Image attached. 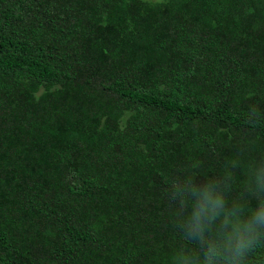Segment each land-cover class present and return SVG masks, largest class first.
<instances>
[{
  "label": "trees",
  "instance_id": "obj_1",
  "mask_svg": "<svg viewBox=\"0 0 264 264\" xmlns=\"http://www.w3.org/2000/svg\"><path fill=\"white\" fill-rule=\"evenodd\" d=\"M261 173L264 0H0V264L200 259Z\"/></svg>",
  "mask_w": 264,
  "mask_h": 264
},
{
  "label": "clouds",
  "instance_id": "obj_2",
  "mask_svg": "<svg viewBox=\"0 0 264 264\" xmlns=\"http://www.w3.org/2000/svg\"><path fill=\"white\" fill-rule=\"evenodd\" d=\"M256 115L255 109H252L250 116L255 117ZM256 182L264 185V173L257 174ZM185 187H177L176 192L181 193ZM192 191L201 203L196 205V210L190 217V227L202 232L207 226L204 217L209 213L215 215L216 209L222 206L223 199L207 192L197 193L195 189ZM260 229H264V201L250 211L247 219L227 222V227L218 234L217 238L206 245L202 258L197 259L185 254L179 258V264H216L217 257L220 258V264H243L244 256L251 248L254 237Z\"/></svg>",
  "mask_w": 264,
  "mask_h": 264
}]
</instances>
